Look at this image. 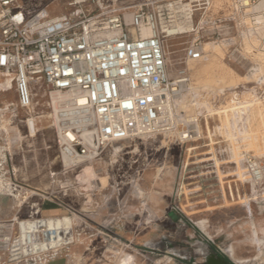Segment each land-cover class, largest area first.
I'll use <instances>...</instances> for the list:
<instances>
[{"label":"rangeland","instance_id":"1","mask_svg":"<svg viewBox=\"0 0 264 264\" xmlns=\"http://www.w3.org/2000/svg\"><path fill=\"white\" fill-rule=\"evenodd\" d=\"M98 1L86 8L97 12L120 9L126 18L147 0ZM172 1H181L182 5L194 2ZM73 2L18 0L21 7L32 12L46 9L55 19L71 14L75 10ZM188 22L196 32L165 41L171 78L186 66L185 54L190 45L203 44L205 57L191 62L202 64L209 58L206 45L215 43L224 54L215 68L216 78L207 89H201L204 91L199 92L202 95L197 100L219 110L230 106L236 93L237 102L253 99L264 104V37L249 35L251 28L264 30V0H249L246 7H241L238 0H211L205 16L202 11L196 12ZM35 93L32 115L52 114L46 90L36 88ZM7 103L9 115H19L17 129L26 137L28 114L16 107L15 84L0 76V112ZM176 112L172 123L176 130L115 143L99 159H88L68 169L62 162L51 120H41L43 124L38 121L39 126L49 130H42L30 141L21 142L17 129L9 137L3 131L12 167L18 172L17 180L40 194H51L52 199L61 198L63 216L60 217L74 219V244L61 249L48 264L68 253L78 241L99 238L103 239L101 244L96 241L92 247L108 264H123L128 256L133 257L134 264H264V182L253 188L244 161L249 153L264 164V155L249 150L238 132L219 131V119L204 108H190L188 114L184 113L185 119ZM191 117L198 118L202 139L182 141L180 133L192 128V123L187 121ZM202 142L209 144L207 153L197 150ZM238 153L241 158L235 157ZM198 156L213 160H189ZM87 167L93 169L96 179L107 178L105 189L99 188L97 180H92L93 187L89 190L79 183L78 176ZM239 173L245 174L244 185ZM65 204L73 210H68ZM256 240L262 241L260 246L252 244ZM239 259L245 262H237Z\"/></svg>","mask_w":264,"mask_h":264},{"label":"built area","instance_id":"2","mask_svg":"<svg viewBox=\"0 0 264 264\" xmlns=\"http://www.w3.org/2000/svg\"><path fill=\"white\" fill-rule=\"evenodd\" d=\"M246 1L238 0L241 7L248 6ZM97 2L74 0L71 14L53 19L46 9L32 12L18 0H0V76L15 84L16 107L29 118L36 88L46 90L50 107L56 92L82 97L84 105L72 100L74 113H59L61 122L55 131L61 152L91 160L99 159L115 143L174 130L177 115L173 118L169 108L191 82L187 63L201 61L205 52L201 42L190 45L186 66L171 78L165 41L175 23L192 20L200 11L205 16L211 0L188 5L147 0L131 14L130 22L120 9L86 8ZM145 29L150 37L143 36ZM1 125L0 112V199L14 201L17 214L4 220L0 209V264H48L74 242L52 247V242L66 240L60 228L46 231L49 217L42 215V202L55 198L29 193L17 180ZM196 136L190 127L183 132L187 142ZM244 159L250 180L262 184L263 162L248 154Z\"/></svg>","mask_w":264,"mask_h":264},{"label":"bare ground","instance_id":"3","mask_svg":"<svg viewBox=\"0 0 264 264\" xmlns=\"http://www.w3.org/2000/svg\"><path fill=\"white\" fill-rule=\"evenodd\" d=\"M261 6H262V3L259 5V7H257V9L260 8ZM53 19H55V18H53ZM126 20H127V22H130L131 15H127ZM255 29H256V27H255ZM255 29L251 28L249 31L250 32L249 35L251 37H253V35L254 36L256 35V36H258V38L259 37L263 38L264 37L263 28L259 27L256 30ZM168 32L170 33L169 36H171V40H175L181 36L190 35L193 32H196V30L194 29V26H192V23L190 24L188 21H182V22L175 23L173 25V27ZM150 35H151V33L148 29L143 30V36L144 37H150ZM255 40H257V39H255ZM222 44L224 45V43H222ZM206 46H207V53L209 54V58H208L206 63H202V64H200V62L199 63H191V62L187 63L186 67L188 70H190L192 72L193 81L191 82V84H189L186 87L185 92H183L177 98L173 99L171 106L169 108L171 111L172 117L174 118V115H175L174 111H177L178 115L181 118L185 119V114H188L187 112L189 111L190 108H195L196 110H200V109L204 108L207 112L213 113L212 115H214L215 117L217 116V118L219 119V121H220V123L218 125L219 131L224 130V129L227 131L228 129H231L235 132H238L242 136L241 141L248 143L246 147L249 148V150H251V151L254 150V151L264 155V153H261V152H264V104H263V102H259V100H253V99L249 100V102L246 101L245 103L237 102L238 99L236 97L238 95L236 93H234L235 96H234V99L231 100L230 106H228V104H227L228 107L223 106L224 108H220L219 110H217V109L215 110V109H212L211 105L208 102L197 100L202 95L200 93L201 92L203 93L205 88L207 86H209V84L212 82L214 77L216 78V76L214 75V72H216L215 68L217 67L218 62L220 60H222V55L224 54V53H222V49H221L220 45L216 46L215 43H209ZM204 52H205V50H204ZM165 53H166V50H165ZM263 62H264V58H263ZM221 64H223V63L221 62ZM223 78L224 77H221L219 79H223ZM218 81H220V80H218ZM214 83H216V82H214ZM233 84H234V82H233ZM199 85H202V88H200ZM233 86H235V85H233ZM201 89H204V90H201ZM222 90H223V88H222ZM218 96H220V95H218ZM189 97L191 98L190 100H189ZM253 97L254 96H252V98ZM72 100H76V102L78 101L79 105L85 104V100L82 97H76L70 93H63V92L53 93L52 94V105H51L53 108V113L52 114H42V115H31L29 118H27L25 120L26 127H27V133H28V135L26 137H24L21 134V132L19 131V129H17L18 124L16 122L19 119V115L14 113L12 116H10L9 115V112H10L9 106L10 105H9V103H7L5 105V107L1 110L2 130L9 137L10 132L13 131L14 129H17L19 132L18 138H19V140H21V142L25 141V140H28V141L34 140L42 130L43 131L49 130L47 127L39 126L37 124L38 121L42 122L41 120H51L52 121V127L58 129L60 122H61V120H60L61 117H60L59 113L61 111H66V112H69L71 114L74 113L73 111L75 110V108H73V106H72V102H73ZM200 113H202V112L199 111V116L201 115ZM191 118H193V117H191ZM206 118H207V116H206ZM187 121L192 123V129L199 135V138L196 136V138L193 139V141H197L198 139H202L201 138V126H200L198 118L187 119ZM20 122H22V121H20ZM42 124H43V122H42ZM248 125H249V131H248ZM174 130H176L175 127H174ZM70 137H72V135H70ZM180 138L182 141H184L183 132L180 133ZM237 138L239 139V137H237ZM237 138H236V140H237ZM52 143H53V141H52ZM237 150H239V148ZM113 151L117 152V149H113ZM244 153L246 154V152H244ZM240 156H242V155L239 153L235 155V157H240ZM61 159H62V162L64 164V167L66 169H68V168L76 166L77 164L84 162L85 160H88L89 158H86V157L72 158L68 154H66V152H64L62 150ZM239 161L240 160H237L238 164H239ZM115 163H117V162H115ZM15 172H17V169H15ZM239 175L241 178V182L244 185V183L247 181L245 174L239 173ZM95 177H96V173H94L93 169H91L90 167H87L86 169H84V171H82V174L80 176H78V181L81 185L85 186V188H84L85 190H89L93 187L92 180H97L98 182H100L99 188L101 190L105 189L106 185L108 183L107 178H97L96 179ZM252 186L254 189L258 188V184L254 183V182H252ZM33 192H35V194L37 193L36 191L29 189V193H33ZM48 220H49V223L46 224V231H52L55 228H60L62 231H65V234H66V240L62 239V242L60 244H56L55 242H52L51 243L52 247L62 246V245H64V241L66 242L68 240L69 241L73 240V242H74V234H72L74 219L72 217H69V216H64V217L49 216ZM201 228L203 230H205L204 226H201ZM261 242H262L261 240H256L252 244H255L257 247V245L258 246L261 245ZM237 262L243 263L245 261H242L239 259ZM123 264H134L133 263V257L128 256V258L124 259Z\"/></svg>","mask_w":264,"mask_h":264},{"label":"crops","instance_id":"4","mask_svg":"<svg viewBox=\"0 0 264 264\" xmlns=\"http://www.w3.org/2000/svg\"><path fill=\"white\" fill-rule=\"evenodd\" d=\"M203 142L200 144L197 150L203 151L201 153H207L206 149L209 147V144ZM189 160H213V159L211 157L200 158L198 156L196 158L190 157ZM61 203H62L61 198H55V200H48L42 202V215L45 217L63 216L62 214L63 206L61 205ZM68 208L70 210H73L71 205H69ZM0 209H1L2 219L4 220H10L12 217L16 216L17 214V208L15 202L7 198L0 199ZM21 216L23 217L26 216V212L24 211L21 214ZM102 240H103L102 238H99V240L94 239L89 242L88 239L84 240V242L80 240L77 242L76 245L72 246L69 249L68 253L61 254L56 260H54L50 264H103V263L108 264L106 263V261H103L102 258L98 257V255H96L95 248L92 247V245H94L96 241H98V243L101 244Z\"/></svg>","mask_w":264,"mask_h":264},{"label":"water","instance_id":"5","mask_svg":"<svg viewBox=\"0 0 264 264\" xmlns=\"http://www.w3.org/2000/svg\"><path fill=\"white\" fill-rule=\"evenodd\" d=\"M171 216H172V218H173L174 220L177 219V216H176L175 214H171Z\"/></svg>","mask_w":264,"mask_h":264}]
</instances>
